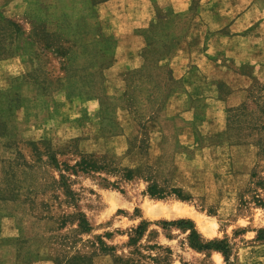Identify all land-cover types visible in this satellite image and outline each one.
Here are the masks:
<instances>
[{"label":"rangeland","instance_id":"obj_1","mask_svg":"<svg viewBox=\"0 0 264 264\" xmlns=\"http://www.w3.org/2000/svg\"><path fill=\"white\" fill-rule=\"evenodd\" d=\"M11 1L0 0V11ZM97 1L28 0L21 18L0 12V60L22 55L25 64L12 91L0 78V264H72L76 254L86 261L75 264H264V206L255 202H264V18L207 32L204 51L231 39L205 53L209 100L203 92L187 119L164 60L210 2L191 0L180 19L158 11L143 30L141 66L117 75ZM253 4L264 11V0ZM82 157L99 168L79 170ZM178 219L204 241L225 240L227 257L162 225ZM98 238L110 249L98 251Z\"/></svg>","mask_w":264,"mask_h":264},{"label":"crops","instance_id":"obj_2","mask_svg":"<svg viewBox=\"0 0 264 264\" xmlns=\"http://www.w3.org/2000/svg\"><path fill=\"white\" fill-rule=\"evenodd\" d=\"M190 1L101 0L93 4L92 11L96 15L101 34L115 41L113 48L107 52L108 57L112 59L109 70L117 75H122L128 70L139 68L142 63L140 53L145 43L143 30L149 27L158 11H171L176 18L180 19L187 14ZM220 1L207 0L210 2L209 9L199 13V17L194 19L191 28L187 29L186 27L185 32L188 33L182 36L175 52L164 60L171 71L172 78L180 82V86L172 92L171 98L175 99L176 106H178L176 110L182 112L187 119L193 117L197 111L196 106L202 103L199 98L203 92L206 90L207 93L211 92L212 80L204 73L205 63L209 62L205 53L207 54L210 50L213 55L214 50H217L215 44L227 43L231 39L228 36H218L216 42L206 44L207 49L204 51V38L207 32L221 30L224 25H227V29L231 32H239L248 28L258 19L264 18V11H255L256 4L247 8L252 0H227V11H219L218 7H214ZM27 2L28 0H12L0 12L8 18H21L25 13ZM215 2L217 3L215 4ZM241 2H246L241 7L242 9L232 11L237 6L239 7ZM221 24L223 25L221 26ZM176 28L179 33H182L180 24ZM191 63L195 64V71L191 70ZM24 72L25 64L22 55L0 60V78H7L3 80L6 82L4 88H9L12 91V88L15 87L12 78L20 76ZM2 86L0 84V87ZM203 95V104L206 106L209 99L206 98L205 92ZM205 111L208 112V107H205ZM202 134L211 133L203 132Z\"/></svg>","mask_w":264,"mask_h":264},{"label":"trees","instance_id":"obj_3","mask_svg":"<svg viewBox=\"0 0 264 264\" xmlns=\"http://www.w3.org/2000/svg\"><path fill=\"white\" fill-rule=\"evenodd\" d=\"M98 2V1H97ZM12 27L15 28L16 31H18L20 29V25L13 21V20H8L7 21ZM49 44H47L46 46H48ZM51 159L57 163L55 161L54 158L51 157ZM75 166L78 167L79 170L81 171H95L99 168L98 165H96L94 162H92L91 160L86 159L85 157H82L80 159L79 162L75 163ZM71 168V167H70ZM72 170H74V167H72ZM127 177L129 178L130 175L128 174ZM61 178L65 179V175L64 173H61ZM65 182V181H63ZM68 194H71V190L67 191ZM150 194H153V192L151 191ZM255 202L258 205H262L264 206V202L261 201L260 198L255 197ZM77 220H78V227L80 229V231L82 232H88L90 230V226L85 218V216L81 213H77ZM163 227L165 226H177L180 227L182 229L185 230H189L188 233V242L190 244L191 247L197 249V250H215L218 252H221L225 257H227V247L228 244L226 243L225 240H209V241H204L200 234L196 231V229L193 226V223L188 220V219H178V220H174V221H163L162 223ZM144 229V224H140L136 227L135 229V234L136 235H141L142 231ZM256 238L258 240H264V229H259L256 235ZM135 241L134 238L130 239V242L133 243ZM98 251L100 252H105L107 250H109L110 248L101 240L98 238ZM94 246V245H93ZM80 261H86L84 260L83 256H81L80 254H76L73 257V260H69L68 263L73 262L72 264L78 263ZM86 264H93L91 258L87 260Z\"/></svg>","mask_w":264,"mask_h":264}]
</instances>
